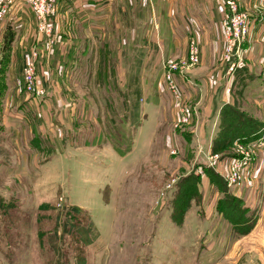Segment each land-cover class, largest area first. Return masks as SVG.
Instances as JSON below:
<instances>
[{"label":"rangeland","instance_id":"1","mask_svg":"<svg viewBox=\"0 0 264 264\" xmlns=\"http://www.w3.org/2000/svg\"><path fill=\"white\" fill-rule=\"evenodd\" d=\"M78 52V63L63 69L73 76L60 80L59 100L69 106L67 126L50 139L36 127L24 128L21 154L12 136L0 133V159L22 168L15 169L16 181L9 186L16 192L0 214L6 264H262L264 233L252 234L262 209L249 208L255 225L240 233L219 212L222 194L209 174L230 192L239 186L244 178L229 186V162L239 156V145L264 135V125L257 139L236 141L231 156L216 154L213 141L208 147L186 138L192 124L176 127L177 106L164 75L128 88L112 63L115 51L98 65L90 60L93 50L88 59ZM160 78L166 92L158 89ZM136 101L137 126L127 105ZM12 155H19L18 164ZM191 175L197 185L193 190L190 181L184 182L181 196L179 185ZM68 207L78 211L68 214ZM65 218L68 226L93 222L97 238L85 244L77 230L64 227Z\"/></svg>","mask_w":264,"mask_h":264},{"label":"crops","instance_id":"2","mask_svg":"<svg viewBox=\"0 0 264 264\" xmlns=\"http://www.w3.org/2000/svg\"><path fill=\"white\" fill-rule=\"evenodd\" d=\"M237 1L242 10L250 13L251 24L243 44L244 63L231 73L224 60L225 0H57L54 23L59 41L54 46H49L38 32L30 5L8 0V14L0 22V133L10 134L21 154L19 143L25 145L21 137L24 128L32 132L36 127L42 138L50 139L56 130L67 126L69 106L59 100L60 80L73 76L68 70L63 74V69L78 63L76 50L86 59L93 50L95 55L90 60L95 65L115 51L112 63L118 65V74L125 76V86L129 88V83L134 82L143 87L164 75L166 63L185 58L191 40L200 45L201 62L179 79L195 112L190 142L209 147L219 132L221 110L236 102L264 125V23L254 9L264 0ZM33 51L40 53L38 81L46 89L41 99L30 98L24 89L23 66ZM158 89L166 92L163 78L158 81ZM18 160L19 155H12V163L18 164ZM19 165L0 159V214L16 192L17 187L12 190L9 184L16 181L15 169H22ZM38 186L34 185V189ZM231 192L246 207L262 209L252 234L264 233V150L256 152L244 180ZM4 237L0 233V242ZM2 254L0 249V264H6ZM258 259L264 264L261 256Z\"/></svg>","mask_w":264,"mask_h":264},{"label":"built area","instance_id":"3","mask_svg":"<svg viewBox=\"0 0 264 264\" xmlns=\"http://www.w3.org/2000/svg\"><path fill=\"white\" fill-rule=\"evenodd\" d=\"M28 3L37 22L40 35L44 36L49 46L58 43L54 16L57 14V0H22ZM8 0H0V22L8 14ZM226 14L222 23L225 39L224 60L229 65L231 73L244 63L243 44L250 34L251 15L241 9L237 0H225ZM264 23V4L254 8ZM40 53L33 51L23 66V78L25 92L32 99H41L46 95V89L39 85L38 69ZM201 62V49L196 40H191L188 55L179 60L169 61L164 65V80L177 108L176 127L190 126L193 123L194 114L187 101L184 90L179 82L185 75ZM264 75V60H263ZM264 148V135L249 145H239V156L232 159L228 166L229 186L239 184L246 171L250 168L256 157V152ZM176 154V150L172 151ZM210 167H213V158L210 157Z\"/></svg>","mask_w":264,"mask_h":264},{"label":"trees","instance_id":"4","mask_svg":"<svg viewBox=\"0 0 264 264\" xmlns=\"http://www.w3.org/2000/svg\"><path fill=\"white\" fill-rule=\"evenodd\" d=\"M2 85L0 82V115L2 113V106H3V94H2ZM128 100V99H127ZM127 103V102H126ZM126 105V104H125ZM128 108L133 113V124L135 126L139 123L140 117V107L139 101H136L132 104H127ZM128 117V116H125ZM263 127L261 121L250 114L244 112L240 106L236 103L233 105H226L223 107L220 113V127L219 132L216 138L213 141V152L216 154H222L225 157H229L232 155L231 149L234 143L238 140L240 141H248V140H255L260 135V131ZM1 130V129H0ZM188 140L189 135H186ZM131 144L129 148L131 149ZM129 151V150H128ZM128 153V152H127ZM205 167V166H204ZM206 171L208 170L205 167ZM210 181L218 188L219 192L222 194L221 198L219 199L218 203V210L219 212L225 216L226 219L229 220L230 224L238 229L240 233H249L251 229L254 227L255 217H251L250 213L252 212L249 208L245 206V203L235 197L231 192L227 189L225 184L220 183L218 178L215 174L210 172ZM197 178L194 175H191L190 178H185L181 184L179 185L180 195L182 196L186 191V188L183 190L184 182H191L192 189L194 190L197 183ZM194 193H196L194 191ZM194 195V194H193ZM192 195V197H193ZM191 197V198H192ZM193 199V198H192ZM190 197L186 200L189 202ZM185 208V206L183 205ZM177 210L178 206L176 207ZM67 213L70 214L72 211H78L77 208L68 207L66 209ZM253 213V212H252ZM60 217L59 226L56 225L53 232V238L55 242H58L60 238H58L59 227L63 223V220ZM64 227L71 230H77V234L80 235L81 241L85 244H91V242L97 238V234L94 229V224L91 222L87 227L83 226H76L74 224H66V218L64 219ZM52 243H54L52 241ZM83 264V263H82Z\"/></svg>","mask_w":264,"mask_h":264}]
</instances>
